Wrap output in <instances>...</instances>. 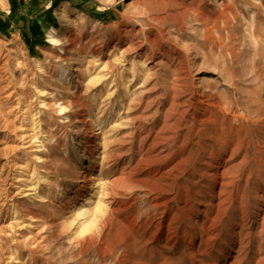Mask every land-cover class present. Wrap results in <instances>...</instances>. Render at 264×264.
<instances>
[{
  "label": "rangeland",
  "instance_id": "obj_1",
  "mask_svg": "<svg viewBox=\"0 0 264 264\" xmlns=\"http://www.w3.org/2000/svg\"><path fill=\"white\" fill-rule=\"evenodd\" d=\"M122 176L127 208L80 235ZM260 209L264 0H0V264H264Z\"/></svg>",
  "mask_w": 264,
  "mask_h": 264
},
{
  "label": "bare ground",
  "instance_id": "obj_2",
  "mask_svg": "<svg viewBox=\"0 0 264 264\" xmlns=\"http://www.w3.org/2000/svg\"><path fill=\"white\" fill-rule=\"evenodd\" d=\"M53 33V32H52ZM49 40L53 43H56L57 41L54 39L53 35L51 34L49 36ZM132 46V45H131ZM133 49V48H132ZM126 51V50H125ZM110 91V90H109ZM201 94V93H200ZM109 96V95H108ZM82 115V114H81ZM190 119V118H189ZM165 121V120H164ZM201 121V120H200ZM197 122V121H196ZM190 124V123H189ZM163 125V124H162ZM161 128V127H160ZM91 129V128H90ZM104 130V129H103ZM113 130V129H112ZM102 131V130H101ZM111 131V129H110ZM114 131V130H113ZM204 132V131H203ZM218 132V131H217ZM107 133H103L102 135H104V137L106 136ZM187 134V132H186ZM190 134V133H189ZM101 135V134H100ZM238 135V134H237ZM162 136V135H161ZM226 136V135H225ZM103 137V136H102ZM227 137V136H226ZM127 138V137H126ZM129 138V137H128ZM103 139V138H102ZM239 139V138H238ZM165 140V139H164ZM105 143H107V139H104ZM123 141V140H122ZM109 142V141H108ZM111 142V141H110ZM166 142V141H165ZM240 143V141H239ZM111 144V143H110ZM141 141H140V145H141ZM160 143H157L156 138L152 139V143L151 145L144 151L145 152V157H161L160 159H163L165 157H168L169 154L165 153L166 155H164V151H165V147L164 146H159ZM91 145V144H90ZM102 145V144H101ZM158 145V146H157ZM222 146V145H221ZM104 147V145H103ZM141 148V146H140ZM161 148V150H160ZM245 148V147H244ZM95 149V148H94ZM138 149V148H137ZM142 149V148H141ZM164 149V150H163ZM167 149L169 150V148L167 147ZM181 149V148H180ZM237 149V144L232 147L231 145H227L224 147V152L223 154L226 155L229 152L234 153L236 152ZM167 150V152H168ZM126 152V151H125ZM111 153H116L115 150H112V148L110 149V146H107V144L105 145V148L103 150V153L101 154V156L103 157V159H107L111 155ZM120 154V153H119ZM125 154V153H124ZM174 154V153H173ZM116 155H118V153H116ZM189 155V154H188ZM165 156V157H164ZM115 158V157H114ZM102 160V159H101ZM148 160V159H147ZM180 160V159H179ZM112 161V160H111ZM149 161V160H148ZM154 161V160H153ZM160 160H155L154 163H157ZM245 161V160H244ZM141 162V160H140ZM153 163V164H154ZM101 164V163H100ZM152 164V162H151ZM170 166V165H169ZM178 166V165H177ZM131 168V167H130ZM236 168V166H235ZM212 174L214 177H216V179L218 180V183L216 186H219V190L222 191L225 187V185H228L229 183L224 182L225 179V175H226V171L225 169L222 170L220 168V164L218 166H216L214 169H212ZM229 170V169H228ZM127 173V172H126ZM201 174V173H200ZM135 175V174H134ZM241 176V175H240ZM251 176V175H250ZM207 177V176H206ZM94 178H88L87 181H93ZM130 179V178H129ZM246 180V179H245ZM138 181V180H137ZM136 180L132 181V180H127L125 177L122 176V178H119L116 181H108L105 179H99V181H97V183H95V187H94V192L92 194H90L89 200H91V198H96L97 199V203L95 204L94 208L92 210H81L79 212V217H81L80 221L74 225L77 226V232H79L80 235H84L87 232H91V230L93 228L96 229H102L105 226L109 225V223L111 222L112 216L114 213L120 212L122 210H124L125 208H127L126 202L123 200L119 199V191H123V190H131L135 184L139 183ZM123 182V183H122ZM125 182V183H124ZM242 182V181H241ZM122 183V184H120ZM247 183V182H246ZM245 185V184H244ZM247 186V185H246ZM218 190V191H219ZM236 191V190H235ZM156 192V191H155ZM123 193V192H122ZM242 193V192H241ZM254 193V192H253ZM126 194V193H125ZM219 196V193L217 194ZM256 195V194H255ZM218 198V197H217ZM242 199V198H240ZM224 203V202H223ZM155 206H157L158 204L154 203ZM203 204V203H202ZM238 204V213L240 215V219L241 222L246 220L245 214H247V209L241 204V202H237ZM217 205V204H216ZM218 206V205H217ZM225 211V210H224ZM260 213H258L256 215L257 221H256V227L255 230L259 232V234H261L263 232L264 229V209H260L259 210ZM167 218V217H166ZM129 219V218H128ZM128 219H123V223L127 224L128 226H130L129 224L132 223L131 220ZM203 222V221H202ZM74 224V223H73ZM169 224V223H168ZM166 222V219H164L163 221L160 222V224L158 225L156 234L159 235V237H162L163 235H165V233L167 232V229L169 230V225ZM237 226V225H236ZM235 225L232 227V230H235ZM243 224L241 226V228H243ZM132 227V225H131ZM75 228V227H74ZM130 229V227H129ZM75 230V231H76ZM234 232V231H233ZM76 233V232H75ZM93 233V232H92ZM188 245L189 246H194V241L193 239H188ZM204 245V244H203Z\"/></svg>",
  "mask_w": 264,
  "mask_h": 264
},
{
  "label": "built area",
  "instance_id": "obj_3",
  "mask_svg": "<svg viewBox=\"0 0 264 264\" xmlns=\"http://www.w3.org/2000/svg\"><path fill=\"white\" fill-rule=\"evenodd\" d=\"M23 1H27V0H23Z\"/></svg>",
  "mask_w": 264,
  "mask_h": 264
}]
</instances>
